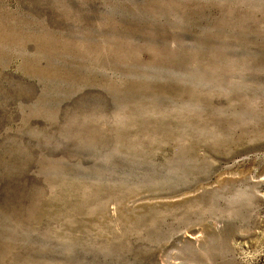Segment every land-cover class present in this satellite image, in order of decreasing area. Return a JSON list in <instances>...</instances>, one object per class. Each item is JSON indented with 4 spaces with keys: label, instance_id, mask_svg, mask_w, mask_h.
I'll return each instance as SVG.
<instances>
[{
    "label": "rangeland",
    "instance_id": "1",
    "mask_svg": "<svg viewBox=\"0 0 264 264\" xmlns=\"http://www.w3.org/2000/svg\"><path fill=\"white\" fill-rule=\"evenodd\" d=\"M0 264H264V0H0Z\"/></svg>",
    "mask_w": 264,
    "mask_h": 264
},
{
    "label": "bare ground",
    "instance_id": "2",
    "mask_svg": "<svg viewBox=\"0 0 264 264\" xmlns=\"http://www.w3.org/2000/svg\"><path fill=\"white\" fill-rule=\"evenodd\" d=\"M236 255V254H235Z\"/></svg>",
    "mask_w": 264,
    "mask_h": 264
}]
</instances>
